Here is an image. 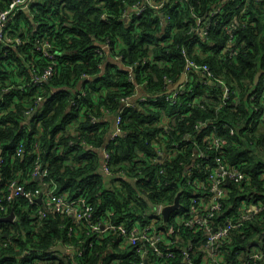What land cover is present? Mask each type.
Returning <instances> with one entry per match:
<instances>
[{
    "label": "trees",
    "instance_id": "16d2710c",
    "mask_svg": "<svg viewBox=\"0 0 264 264\" xmlns=\"http://www.w3.org/2000/svg\"><path fill=\"white\" fill-rule=\"evenodd\" d=\"M11 1L0 0V10ZM136 1L33 0L29 11L21 10L9 20L8 33L25 42L0 41V190L4 193L13 180L27 189L41 185L32 175L39 157L58 193L69 199L86 197L94 221L111 219L130 228L156 218V226L164 229L183 215L198 193L200 182L198 186L188 182L189 171L203 177L207 164L222 155L246 179L229 184L222 212L215 217L217 225L236 219L244 203L262 206L254 219L225 239L224 260L264 264V0H166L168 24L160 23L162 16L154 8L125 17ZM198 16L210 22L205 37L190 32ZM233 21L231 46L237 54L231 55L225 26ZM45 37L56 52L58 71L41 85L22 87L31 80L32 69L40 73L50 63L35 48L37 40ZM107 43L108 50L97 51ZM188 56L208 64L213 76L189 71L184 92L177 101L168 100V89L182 77ZM141 90L147 99L133 105L123 102ZM38 95L44 99L27 123L25 111L35 105ZM119 114L123 132L110 139ZM199 121L206 125L196 128ZM163 122L171 127L166 129ZM212 132L224 138L219 151L208 148L205 138ZM21 144L23 156L17 155ZM100 148L114 149L109 163L113 176L102 171ZM159 149L167 153L164 160H159ZM198 151L206 156L195 160ZM122 171L127 174L121 175ZM181 190L183 207L164 222L155 206L172 203ZM40 208L46 210L45 217L40 216ZM12 209L14 221L0 219V264L141 261L139 247L122 244L119 233L96 232L57 206L31 203L21 196L7 202L6 210L0 208V215ZM180 234L175 257L150 254L149 263L189 264L182 249L190 241L196 246L192 259L200 263L205 231L183 226ZM59 244L67 250L53 251ZM257 252L261 258L253 256Z\"/></svg>",
    "mask_w": 264,
    "mask_h": 264
},
{
    "label": "built area",
    "instance_id": "2783aa9c",
    "mask_svg": "<svg viewBox=\"0 0 264 264\" xmlns=\"http://www.w3.org/2000/svg\"><path fill=\"white\" fill-rule=\"evenodd\" d=\"M165 1L166 0H137L132 5L130 10L126 12L125 17L131 18L133 16H141L149 8H154L162 16L160 23L168 24L170 22V16L166 15L163 9L165 6ZM174 1L178 2L180 0ZM32 2L33 0H12L7 8L0 10V41L7 42L13 45H19L25 42V40L21 37H13L12 35H10L8 33L7 25L9 20L16 16L21 10L29 11ZM192 10L193 14L197 15L194 7L192 8ZM218 10H220V8ZM218 10H216L215 12H218ZM235 26L236 25L234 21L225 26L226 31L230 34L228 39V49L230 50L231 55L237 54V50L232 48L231 46V44H233L234 42ZM209 28L210 22H207V20L198 16L197 23L191 27L190 32L195 36L205 37L209 33ZM109 47L110 45L107 43L104 44L103 48L98 47L97 51L102 53L104 49L108 50ZM35 48L42 54L43 57L49 59L50 63L40 73L32 69L33 75L31 77V80L23 82L21 84L22 87L32 88L34 86L41 85L45 81L51 80L58 71L57 55L52 48V42L50 38L45 37L44 39H38ZM183 53L187 55V50L185 48L183 49ZM116 58L119 59L120 56L118 55L116 56ZM128 68L133 72V66H129ZM192 70L203 71L208 74V77L213 76V73L208 64H201L195 59L188 56L184 73H186V76H188V72ZM186 81L187 78L179 88L167 95V99L177 101L179 95L185 90ZM172 85H170V87ZM10 87L11 86H8L4 90H9ZM84 93L85 92L83 91L81 93V96ZM228 93L229 88L226 86L223 96L224 104L227 103ZM43 99V95H38L36 97L35 105H31V107L25 111L26 119L33 113V111L37 109L38 105L43 101ZM145 99H147L146 96H139L138 92L137 94L135 92L132 97L123 98V102L126 105H133L138 104V101ZM73 103H76V100H73ZM122 124L123 116L122 114H119L114 119L110 139L116 138L117 135L123 132ZM163 125H165L166 129H169L171 127L169 125V122H163ZM205 125L206 123L204 121H199L198 123H196V128H202ZM205 139L207 141L209 149L219 151L223 147L224 138H222L215 132L207 135ZM113 151L114 149L103 148L102 171L108 177L113 176L114 174L109 164L112 159ZM159 153V160H164L167 155L166 151H162L161 149H159ZM17 155H24L23 144L18 147ZM193 155L196 160L200 155L206 156V153L204 151H198ZM0 161L3 160L0 159ZM48 172V167L44 166L43 162L38 157L35 161L32 175L35 176L37 180H41L42 184L37 186L35 189H27L17 180L11 181L4 193L0 190V208L2 210H6L7 202L16 200L21 196L27 198L31 203L57 206L58 208L71 213L76 218V221L79 224H87L91 228L95 229L96 232H117L123 236L122 244H131L138 246L141 256V261L139 264H145L146 260L148 261V264H150V254L160 256L161 258L175 257L176 251L174 249V246L181 241L180 231L183 226L188 227L192 230L203 229L206 234L204 239L200 241L202 242L203 249L205 250V255L203 256L200 263H196L192 259V254L196 252V246L192 241H190L189 244L184 246V248L182 249L184 260L187 263L232 264L227 263V261L224 260V255L221 251L223 242L227 237H229L230 233L245 227L247 223L250 220L254 219L262 210V206L260 204L256 203L247 205L244 203L241 209L238 211V214L240 215L236 219L229 218L223 225H217L215 217L217 214L219 215V213L222 212L223 202L229 195V186L232 183L237 184L246 179V174L236 165L227 164L224 161L222 155H217L215 157L214 164H207L206 172L203 177L196 176L193 173V170L189 171L188 182H193L196 186H198L200 182V186L197 189L198 193H195L194 196L191 197L190 202L187 205L183 215L176 217L171 222V224H169L164 229L158 228L156 226V218H154L153 221L149 224L141 225L137 223L133 224L130 228L124 223H114L111 219L105 221L99 220L96 222L93 219V206L86 200V197L81 196L79 198L69 199L66 193H58L56 185L47 180ZM161 172H163V169H161ZM126 174L127 173L122 171L121 175L125 176ZM228 180H230L231 182L230 185L228 184ZM40 198L41 201L39 200ZM165 205L167 204L159 203L157 206H155V212L157 216L163 217L162 209ZM39 213L41 217L46 216V210L43 208L39 209ZM162 242L165 243V246H162ZM83 251L84 248H81L78 252L79 255H81ZM253 256L256 258H261L259 252L255 253ZM151 264L155 263L152 262Z\"/></svg>",
    "mask_w": 264,
    "mask_h": 264
},
{
    "label": "water",
    "instance_id": "95a60500",
    "mask_svg": "<svg viewBox=\"0 0 264 264\" xmlns=\"http://www.w3.org/2000/svg\"><path fill=\"white\" fill-rule=\"evenodd\" d=\"M259 77H260V74L256 76V82L259 80ZM186 78H187L186 73H183L182 77L168 89V92L171 93L172 91L179 88L185 82ZM36 111L37 110L33 111V113L27 117L26 119L27 123L31 120L32 116L36 113ZM129 180L134 186H137V181L135 179L131 178ZM230 183H231L230 180H228V184ZM181 193H182V190L177 193L172 203L167 204L163 207L162 213H163L164 222H168L172 214L183 206V203L181 201ZM39 200L41 201V198ZM0 219L4 221H14L15 220V210L12 209L7 215H0ZM52 250L53 251H56V250L65 251L66 248L62 244H59L55 246ZM145 264H148L147 260Z\"/></svg>",
    "mask_w": 264,
    "mask_h": 264
},
{
    "label": "crops",
    "instance_id": "0c3cea01",
    "mask_svg": "<svg viewBox=\"0 0 264 264\" xmlns=\"http://www.w3.org/2000/svg\"><path fill=\"white\" fill-rule=\"evenodd\" d=\"M141 93V94H140ZM143 93H144V90H141L139 93H138V95L139 96H143ZM145 94V93H144ZM110 134H111V131H110V133H109V137H110ZM100 149H102V152H103V148H100Z\"/></svg>",
    "mask_w": 264,
    "mask_h": 264
}]
</instances>
